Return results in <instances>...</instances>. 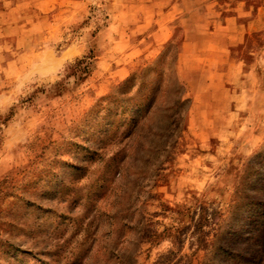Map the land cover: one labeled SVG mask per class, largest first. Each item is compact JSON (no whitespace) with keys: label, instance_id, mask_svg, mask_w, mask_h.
Listing matches in <instances>:
<instances>
[{"label":"rangeland","instance_id":"rangeland-1","mask_svg":"<svg viewBox=\"0 0 264 264\" xmlns=\"http://www.w3.org/2000/svg\"><path fill=\"white\" fill-rule=\"evenodd\" d=\"M159 1L0 0V264H264V0L222 64Z\"/></svg>","mask_w":264,"mask_h":264},{"label":"crops","instance_id":"crops-1","mask_svg":"<svg viewBox=\"0 0 264 264\" xmlns=\"http://www.w3.org/2000/svg\"><path fill=\"white\" fill-rule=\"evenodd\" d=\"M156 6V36L168 32L167 20L181 17L184 36L177 50L178 59L198 58L204 60L203 64H207L205 60L222 64L229 48L251 32L253 21H263L259 14L253 20H243L248 9L242 0H160ZM218 70L212 73H223Z\"/></svg>","mask_w":264,"mask_h":264},{"label":"trees","instance_id":"trees-1","mask_svg":"<svg viewBox=\"0 0 264 264\" xmlns=\"http://www.w3.org/2000/svg\"><path fill=\"white\" fill-rule=\"evenodd\" d=\"M75 63H80V61L78 60L77 62H75ZM85 66H86V64H84ZM72 66V65H71ZM84 68V67H83ZM82 70V69H81Z\"/></svg>","mask_w":264,"mask_h":264}]
</instances>
